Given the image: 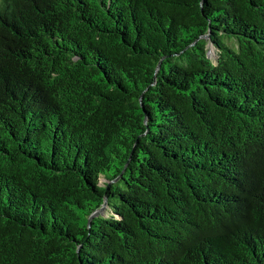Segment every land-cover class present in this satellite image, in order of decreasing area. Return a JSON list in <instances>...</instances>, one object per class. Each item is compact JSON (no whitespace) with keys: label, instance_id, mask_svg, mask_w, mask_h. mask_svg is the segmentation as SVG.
<instances>
[{"label":"trees","instance_id":"16d2710c","mask_svg":"<svg viewBox=\"0 0 264 264\" xmlns=\"http://www.w3.org/2000/svg\"><path fill=\"white\" fill-rule=\"evenodd\" d=\"M0 264H264V0H0Z\"/></svg>","mask_w":264,"mask_h":264},{"label":"rangeland","instance_id":"374dc122","mask_svg":"<svg viewBox=\"0 0 264 264\" xmlns=\"http://www.w3.org/2000/svg\"><path fill=\"white\" fill-rule=\"evenodd\" d=\"M208 52H209L210 57L212 58H215L217 56L215 46L212 42H208ZM102 210L104 211L105 209L103 208Z\"/></svg>","mask_w":264,"mask_h":264},{"label":"water","instance_id":"95a60500","mask_svg":"<svg viewBox=\"0 0 264 264\" xmlns=\"http://www.w3.org/2000/svg\"><path fill=\"white\" fill-rule=\"evenodd\" d=\"M103 208H104V207L102 206L101 208H99V210H98V211H101ZM98 211H97V212H98Z\"/></svg>","mask_w":264,"mask_h":264}]
</instances>
